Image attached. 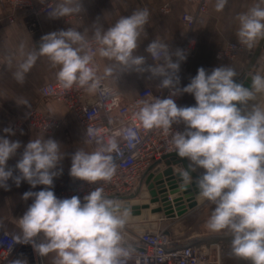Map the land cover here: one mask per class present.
<instances>
[{"label": "clouds", "instance_id": "9594fccd", "mask_svg": "<svg viewBox=\"0 0 264 264\" xmlns=\"http://www.w3.org/2000/svg\"><path fill=\"white\" fill-rule=\"evenodd\" d=\"M228 0H216L215 10L223 11ZM81 0H60L47 11L56 19L83 12ZM150 13L147 8L136 9L122 16L112 26L94 28L92 41L75 28L48 33L41 37L39 48L28 52L13 73L23 84L26 74L39 57H47L53 67L59 66L56 78L65 89L78 85L89 93L100 92L113 98L115 93L101 87L94 57L98 53L114 63L105 67V75L115 81L125 72L150 73L159 77V86L169 90L167 98L140 101L135 120L145 130L162 129L168 133L174 124H183L184 131L171 135V146L180 158L188 160L180 173L185 185L195 183L199 195L214 204L206 228L215 233L226 232L231 237L230 255L250 264H264V108L250 103L257 94H264V75L251 76V87L237 83L234 68L221 65L208 73L200 67L188 85H180L183 50L174 53L170 45L152 40L145 52L154 63H147L144 55H135L138 40L145 32ZM239 44L251 49L264 39V0H258L246 12L236 17ZM97 23V22H96ZM94 23V24H96ZM24 44L20 45L23 53ZM173 56L177 59L173 61ZM11 62V57H9ZM188 93L194 96V106H178L173 97ZM18 105H27L21 100ZM4 133L15 135L11 127ZM86 142L94 141L92 152L82 149L71 157L70 176L96 184L110 181L116 173L112 153L118 151V138L132 144L138 139L135 126L114 131L105 138L98 128L87 127ZM21 148V142L0 136V187L8 188V181L19 186L26 181L40 191H28L22 199H32L24 215L18 219L20 234L16 243L32 244L40 257L55 253L54 264H126L132 247L122 235L130 210L121 202L103 195L96 187L83 197L58 198L54 178L62 173L58 165L63 159L61 144L54 139H31L24 147L14 169L7 167L10 158ZM203 171L195 178L192 173ZM13 264H24L21 260Z\"/></svg>", "mask_w": 264, "mask_h": 264}, {"label": "crops", "instance_id": "0c3cea01", "mask_svg": "<svg viewBox=\"0 0 264 264\" xmlns=\"http://www.w3.org/2000/svg\"><path fill=\"white\" fill-rule=\"evenodd\" d=\"M49 1L53 2L54 8L60 2V0H33L37 7ZM81 2L83 12L56 19L50 18L47 13L32 15L13 9L8 4L4 6L0 4V136L21 142V148L15 156L9 159L7 167L14 169V175L19 174L18 170H15V165L22 155L23 147L31 139L51 138L56 140L61 144L60 151L64 155L58 165V169H62V173L54 178V192L67 182L79 180L70 176L71 157L77 149L86 152L94 151V145L89 141L86 142L84 129L64 102L43 96L40 92L43 85L57 79L56 73L59 71V66L53 67L48 58L42 56L37 59L35 65L26 74L23 84L18 83L13 77V73L25 55L35 50V47L39 48L42 36L71 27L81 33L84 32L88 40L93 37L94 28L102 25L104 29H107L122 16L131 15L136 9L147 8L150 13L149 22L145 32L138 40L139 46L134 54L146 56L147 63L150 64L154 61L145 52V49L154 39L169 44L173 53L177 49L183 50L190 30L183 23L182 15L185 12L193 13L196 15V24L191 30V35L196 41L197 49L193 54L184 53L186 59L181 62L178 73L181 89L190 83L191 78L197 74L200 67L210 73L215 67L227 65L235 69L238 77L249 63V54L255 51L260 42L258 40L251 49L244 46V50L234 60L217 56L218 52L229 42L239 43L236 35L239 24L236 17L238 14L246 12L258 0H228L224 10L220 12L215 10L216 0H210L208 10L204 13H197L196 5L187 0H81ZM11 18L13 20H10ZM35 25H37V29ZM22 43L24 44L23 53L20 51ZM9 57H11V62H9ZM176 59L173 56L174 62ZM94 60L100 79L117 89L123 102L131 100L144 88L156 89L160 83L161 78L151 77L147 72H125L115 81L112 77L106 76L104 71L106 66L114 62L101 58L98 53ZM21 100H27L29 106L18 105L17 103ZM195 104L196 101L192 94L181 93L177 105L194 106ZM32 109L59 121V128L51 133H46L29 127L25 123L16 125V122L24 120ZM178 126L185 128L183 124H178ZM6 127H11L15 135L4 133L3 129ZM202 171L203 169H198L197 172L200 174ZM145 180L146 176H143L134 193L140 186L145 185ZM7 183V189L0 187V234L3 231H8L16 236L20 234L18 219L24 215L33 202L31 198L22 199L23 194L28 191H40L45 186L37 185L33 188L26 181H22L17 186L12 179H9ZM211 208H213V204L207 202L189 209L180 217L171 219L163 217L158 220L141 221V223H155L156 229L166 230L169 237L175 242L183 241L212 233L209 229L207 234L201 235L177 232L180 226L189 228L192 224L190 222L193 220H197L198 228L203 229L206 226L203 223L211 216ZM207 212L208 214H206ZM55 257V253H50L44 257L45 263L48 259L50 264H54Z\"/></svg>", "mask_w": 264, "mask_h": 264}, {"label": "built area", "instance_id": "2783aa9c", "mask_svg": "<svg viewBox=\"0 0 264 264\" xmlns=\"http://www.w3.org/2000/svg\"><path fill=\"white\" fill-rule=\"evenodd\" d=\"M194 3L197 13H204L208 10L210 0H187ZM1 5H10L13 9L36 15L47 13L54 9L53 2L49 1L41 6H36L33 0H0ZM10 20H13L11 18ZM183 23L190 32L183 45V52L193 54L197 49L196 41L191 35V30L196 24V15L185 12L182 15ZM92 41V38L88 39ZM90 47L95 51L97 45L94 41ZM244 46L237 42H229L218 52V57L234 60L239 53L244 50ZM152 59V58H151ZM98 74V72H97ZM107 86L115 93L113 98L102 96L100 92L89 93L86 89L73 85L70 89H65L57 79L43 85L40 92L43 96L52 97L64 102L77 117L79 124L84 129L87 127L100 129L101 134L107 138L114 131L134 125L138 132V139L130 144L123 138H118L119 149L112 153L116 164V173L110 181H98L92 184L86 181L77 180L65 183L54 193L58 198H71L79 196L83 202V197L93 191L96 187L103 188V195L107 198L123 202L134 194L139 182L151 168L158 165L163 157L173 154L175 151L171 146V135L175 131H184L181 126L173 125V128L165 133L162 129L145 130L138 120H135L133 113L138 111L140 101H154L155 98H167L169 90L159 86L156 89L144 88L135 97L127 102H123L120 92L101 80V87ZM181 94L173 97L178 104ZM264 108V99L256 102ZM27 124L29 127L39 129L46 133L57 130L59 121L32 109L24 120H18L16 125ZM97 145L94 141H89ZM201 199V200H199ZM198 205L207 203L206 199L197 196ZM196 206V207H197ZM13 234L3 231L0 234V260L1 264H13L15 260H21L24 264H46L44 257H40L32 244L16 243ZM136 247L127 259L126 264H219V256L213 255V245H200V247L190 246L188 248L173 250L164 253L159 244L175 242L167 234L166 230L144 229L141 233L133 236Z\"/></svg>", "mask_w": 264, "mask_h": 264}, {"label": "water", "instance_id": "95a60500", "mask_svg": "<svg viewBox=\"0 0 264 264\" xmlns=\"http://www.w3.org/2000/svg\"><path fill=\"white\" fill-rule=\"evenodd\" d=\"M35 28L37 29V25ZM257 73L264 75V39H261L255 51L249 54V63L241 75L234 80L250 88L251 76ZM258 99H264V94H257L256 100L252 102ZM188 163L186 158H180L176 153L164 156L157 166L145 174V185L140 186L136 193L121 202L130 210L128 222L122 232L126 245H130L135 250L133 244L136 240L133 236L144 229L156 230L155 223L143 224L141 221L180 217L197 206V196L200 195L196 184L193 182L185 185L180 176ZM198 175V172L192 173L194 180ZM230 243L231 237L227 233H222L163 243L158 246L166 253L190 246L219 244L220 264H250L230 255Z\"/></svg>", "mask_w": 264, "mask_h": 264}, {"label": "rangeland", "instance_id": "374dc122", "mask_svg": "<svg viewBox=\"0 0 264 264\" xmlns=\"http://www.w3.org/2000/svg\"><path fill=\"white\" fill-rule=\"evenodd\" d=\"M213 209H214V204H213V208L210 209L211 213H212ZM206 214H208V212ZM207 221L208 220H206L205 223H203V224H206ZM190 223H192V224H190L191 226L189 228L188 227L182 228L180 226V228L177 229V232H180V233H182V232L186 233L187 232V235H192V234H200L201 235V234H207L209 232V230L206 228V226H204L203 229H199L197 220L196 221L193 220ZM222 233H226V232H221V233L212 232V233H209L208 235H211V234H222ZM215 245H216V247L213 248V255L217 257V255L219 256V244H215ZM46 263L50 264L48 259H46ZM219 264H220V262H219Z\"/></svg>", "mask_w": 264, "mask_h": 264}]
</instances>
